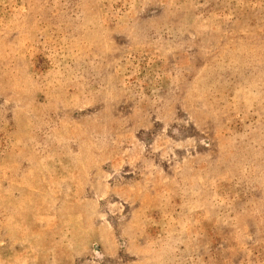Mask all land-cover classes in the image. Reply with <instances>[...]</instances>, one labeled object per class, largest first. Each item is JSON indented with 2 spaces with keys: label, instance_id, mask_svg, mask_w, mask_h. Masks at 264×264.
Returning <instances> with one entry per match:
<instances>
[{
  "label": "rangeland",
  "instance_id": "1",
  "mask_svg": "<svg viewBox=\"0 0 264 264\" xmlns=\"http://www.w3.org/2000/svg\"><path fill=\"white\" fill-rule=\"evenodd\" d=\"M0 264H264V0H0Z\"/></svg>",
  "mask_w": 264,
  "mask_h": 264
}]
</instances>
